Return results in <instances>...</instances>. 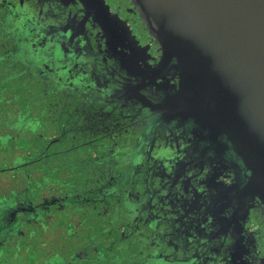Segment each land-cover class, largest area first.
<instances>
[{
  "label": "flooded vegetation",
  "instance_id": "obj_1",
  "mask_svg": "<svg viewBox=\"0 0 264 264\" xmlns=\"http://www.w3.org/2000/svg\"><path fill=\"white\" fill-rule=\"evenodd\" d=\"M103 2L136 43L92 35L95 0H0V264H264L250 171Z\"/></svg>",
  "mask_w": 264,
  "mask_h": 264
},
{
  "label": "water",
  "instance_id": "obj_2",
  "mask_svg": "<svg viewBox=\"0 0 264 264\" xmlns=\"http://www.w3.org/2000/svg\"><path fill=\"white\" fill-rule=\"evenodd\" d=\"M95 2L92 35L136 43L103 0ZM131 3L159 47V66L170 65L178 79L167 104L193 108L214 135L225 136L251 173L249 190L264 204V0Z\"/></svg>",
  "mask_w": 264,
  "mask_h": 264
}]
</instances>
